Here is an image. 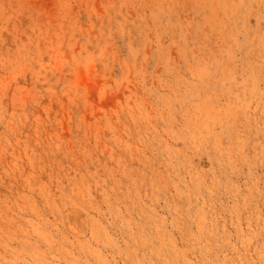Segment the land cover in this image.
<instances>
[{"label": "rangeland", "instance_id": "1", "mask_svg": "<svg viewBox=\"0 0 264 264\" xmlns=\"http://www.w3.org/2000/svg\"><path fill=\"white\" fill-rule=\"evenodd\" d=\"M0 264H264V0H0Z\"/></svg>", "mask_w": 264, "mask_h": 264}]
</instances>
